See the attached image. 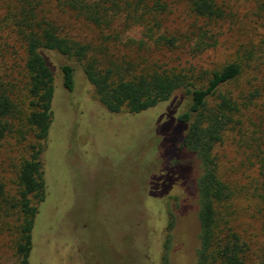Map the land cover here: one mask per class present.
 Returning <instances> with one entry per match:
<instances>
[{
  "label": "trees",
  "instance_id": "obj_1",
  "mask_svg": "<svg viewBox=\"0 0 264 264\" xmlns=\"http://www.w3.org/2000/svg\"><path fill=\"white\" fill-rule=\"evenodd\" d=\"M252 4L264 24V0ZM179 8L187 16L181 20L176 19ZM64 16L91 26L95 39H82L73 26L62 23ZM232 16L228 0H15L0 26V34L6 31L22 51L18 57L6 41L9 37L1 35L0 264H31L34 228L48 196V162L43 157L56 116L57 73L63 88L72 92L74 63L94 87L97 103L86 108L94 116L84 112L68 151L89 127L94 128L95 121L113 124L119 133L138 126V138L148 132L156 141L162 170L140 179L144 212L138 231L146 241L134 250L137 264H164L168 259L175 218L167 198L189 173L185 152L196 156L202 171L196 181L200 225L196 264H264V134L253 120L264 98V88L258 86L264 52L240 49L234 59L215 68L153 58L156 53L194 58L217 48ZM133 27L142 29L144 40L124 43ZM121 47L128 55L121 54ZM53 56L68 63L58 68ZM180 92L188 100L181 113V104L174 105ZM229 140L243 152L242 165L257 170L253 190L252 182L235 180V166L222 165L220 149ZM6 146L13 153L3 159ZM6 163L9 179L3 175ZM244 193L259 203L255 213L262 219L257 231L241 220L236 203ZM255 215L251 217L256 219ZM4 248L11 253L9 261L4 259Z\"/></svg>",
  "mask_w": 264,
  "mask_h": 264
},
{
  "label": "rangeland",
  "instance_id": "obj_2",
  "mask_svg": "<svg viewBox=\"0 0 264 264\" xmlns=\"http://www.w3.org/2000/svg\"><path fill=\"white\" fill-rule=\"evenodd\" d=\"M228 1L233 16L224 25L217 48L194 58L181 53H156L153 58L162 60L165 57L171 63L182 60L187 67L200 64L215 68L234 59L240 49L264 52V24L256 18L252 0ZM14 3L15 0H0V26ZM176 15V19L181 20L186 16L185 9L179 8ZM62 23L73 26L82 39L92 41L96 37L95 30L84 22L64 16ZM1 35L0 44L3 42ZM7 36L4 31L2 37ZM8 37L6 41L19 57L22 51ZM127 40L143 41L142 29L131 28L124 35L123 42ZM120 52L128 55L123 47ZM51 59L58 68L68 63L54 56ZM74 66L76 86L72 92L63 88L62 75L57 73L58 94L56 90L53 101L57 117L50 129L49 148L43 157L48 162L45 167L48 196L36 220L31 264H137L134 250L137 252L146 241L143 231V235L138 231L144 212L140 179L159 175L162 170L159 157L155 155L154 134L150 133L153 137H148L147 132L146 136L138 138V126L127 127L119 133L117 126L95 121L92 123L94 128L89 127L83 139L77 138L74 150L68 151V142L80 132L84 112L88 111L86 108L90 103H97L94 87L87 81L82 69L75 63ZM258 84H261L259 88H264V73L259 76ZM187 103L188 100L180 92L174 105L181 104V113L186 110ZM263 105L264 98L258 102L253 120L262 126L259 132L264 134V108H260ZM87 114L88 117L94 116V112L88 111ZM91 122L90 119L89 124ZM84 142L86 147L82 148ZM11 150L10 146H6L1 152L2 158L12 154ZM220 156L225 169L235 166V180L240 184L252 182L251 189L255 188L256 168L242 165L245 162L243 152L230 140L220 149ZM183 158L189 173L186 178L179 179L170 198H167L175 226L171 233L168 259L164 264H196V252L200 246L196 181L202 171L196 156L185 152ZM8 164L3 167V175L7 179L11 176ZM152 203L155 206L156 203ZM236 205L243 223L259 230L262 215L255 213L256 206L259 207L255 197L244 193L239 196ZM248 205H251L250 212ZM253 214H256V219L251 217ZM3 242L6 243L7 239ZM8 252L7 248L3 249L4 259L6 257L9 261L12 256Z\"/></svg>",
  "mask_w": 264,
  "mask_h": 264
}]
</instances>
